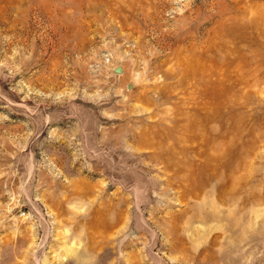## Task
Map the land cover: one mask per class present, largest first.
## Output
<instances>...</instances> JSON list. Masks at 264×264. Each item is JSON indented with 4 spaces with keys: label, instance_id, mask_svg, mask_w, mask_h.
Instances as JSON below:
<instances>
[{
    "label": "rangeland",
    "instance_id": "rangeland-1",
    "mask_svg": "<svg viewBox=\"0 0 264 264\" xmlns=\"http://www.w3.org/2000/svg\"><path fill=\"white\" fill-rule=\"evenodd\" d=\"M0 264H264V0H0Z\"/></svg>",
    "mask_w": 264,
    "mask_h": 264
}]
</instances>
